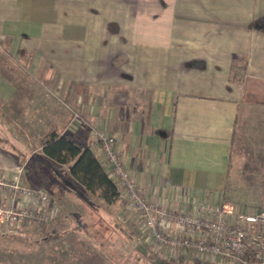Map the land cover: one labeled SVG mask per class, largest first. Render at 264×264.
<instances>
[{
	"label": "crops",
	"instance_id": "obj_1",
	"mask_svg": "<svg viewBox=\"0 0 264 264\" xmlns=\"http://www.w3.org/2000/svg\"><path fill=\"white\" fill-rule=\"evenodd\" d=\"M74 113L85 126L67 133L90 144L88 126H104L147 199L176 210L165 188L188 189L253 207L246 198H264V0H0V173L23 171L16 131L28 150ZM119 204L100 210L134 236ZM142 247L161 264L177 256Z\"/></svg>",
	"mask_w": 264,
	"mask_h": 264
},
{
	"label": "built area",
	"instance_id": "obj_2",
	"mask_svg": "<svg viewBox=\"0 0 264 264\" xmlns=\"http://www.w3.org/2000/svg\"><path fill=\"white\" fill-rule=\"evenodd\" d=\"M84 126L80 115L74 113L61 134ZM88 129L91 153L117 185L122 217H132L142 244L153 254L168 250L176 253L179 261L264 264V207L249 208L222 199L214 202L188 189L165 188V201H177L176 210L167 202L151 201L122 162L115 137L104 126L89 125ZM51 216L45 192L25 188L17 178L8 179L0 173V225H32L41 230Z\"/></svg>",
	"mask_w": 264,
	"mask_h": 264
},
{
	"label": "rangeland",
	"instance_id": "obj_3",
	"mask_svg": "<svg viewBox=\"0 0 264 264\" xmlns=\"http://www.w3.org/2000/svg\"><path fill=\"white\" fill-rule=\"evenodd\" d=\"M16 133V137L22 140L17 142L18 145H25L23 135ZM42 136L32 141L28 150L14 144L17 154H21L23 161L26 159L17 180L21 186L41 190L49 196L52 216L41 230L32 225L19 228L0 225V264H161L159 258L150 257L148 250L142 249L141 236L132 217H122L120 210L116 222L121 225L129 223L127 227L132 228L134 236L126 234L120 225L114 230L100 210L110 215L105 208L107 205L93 193H81L66 178L64 167L51 164L41 156ZM245 201L253 202L249 204L253 207L249 208L264 207V198H246ZM80 202L87 207V212L78 206ZM52 230L58 233V237L46 241ZM136 250L142 257L136 256ZM189 260L168 258L162 263L207 264Z\"/></svg>",
	"mask_w": 264,
	"mask_h": 264
},
{
	"label": "trees",
	"instance_id": "obj_4",
	"mask_svg": "<svg viewBox=\"0 0 264 264\" xmlns=\"http://www.w3.org/2000/svg\"><path fill=\"white\" fill-rule=\"evenodd\" d=\"M237 59V57H235ZM245 63L231 75L237 85L242 84ZM41 152L48 159L68 167L69 175L89 193L95 194L104 204L121 203L116 183L105 173L97 158L91 153L89 144H78L69 133L50 131L40 139ZM47 182V181H45ZM223 202H225L223 200ZM58 233L52 230L46 241L54 240Z\"/></svg>",
	"mask_w": 264,
	"mask_h": 264
}]
</instances>
